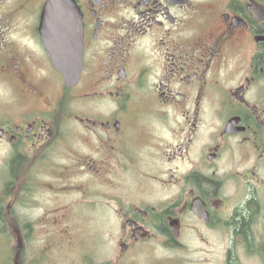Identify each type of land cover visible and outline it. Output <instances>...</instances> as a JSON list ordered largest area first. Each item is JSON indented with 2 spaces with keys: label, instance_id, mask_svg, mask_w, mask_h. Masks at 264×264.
I'll return each instance as SVG.
<instances>
[{
  "label": "flooded vegetation",
  "instance_id": "flooded-vegetation-1",
  "mask_svg": "<svg viewBox=\"0 0 264 264\" xmlns=\"http://www.w3.org/2000/svg\"><path fill=\"white\" fill-rule=\"evenodd\" d=\"M39 184L58 235L115 222L106 264H264V0H0V264Z\"/></svg>",
  "mask_w": 264,
  "mask_h": 264
},
{
  "label": "rangeland",
  "instance_id": "rangeland-1",
  "mask_svg": "<svg viewBox=\"0 0 264 264\" xmlns=\"http://www.w3.org/2000/svg\"><path fill=\"white\" fill-rule=\"evenodd\" d=\"M43 176L44 173L41 178L46 183H55V179L44 178ZM75 181L76 178L75 180L71 178V183ZM33 189L39 190L34 192L33 195L29 194V218L45 217L47 207L51 208V193L43 190L46 187L40 184ZM65 197L67 198V196ZM68 198L70 197L68 196ZM71 198H73V195ZM87 209L88 205L80 202L71 206L73 213L85 212ZM95 213L96 211H91V216L86 215L80 218L79 215L78 220L77 218L75 221L67 220L65 226H62L65 236L58 235L56 227L46 224L44 220L31 219L29 221V264H35V261L36 264H83L84 259L86 260L84 257H89L88 259L95 261L94 264L110 263L109 261L114 258L118 242L115 239L111 241L109 236L106 237L105 235L110 232L109 227H115V222L110 221L108 224L96 222L94 220ZM65 214L67 218L72 216L68 212ZM86 219L88 222L83 221ZM95 244L97 249L92 252V247ZM51 248L54 249L51 250ZM175 255L169 250L157 248L155 252H150V256L142 254L134 259L131 264H170L168 261L172 260L187 264L182 258H178Z\"/></svg>",
  "mask_w": 264,
  "mask_h": 264
},
{
  "label": "water",
  "instance_id": "water-1",
  "mask_svg": "<svg viewBox=\"0 0 264 264\" xmlns=\"http://www.w3.org/2000/svg\"><path fill=\"white\" fill-rule=\"evenodd\" d=\"M58 67V66H57ZM63 74L67 77V82L72 83L76 78H78L80 71L82 69V62L74 65H59L58 67Z\"/></svg>",
  "mask_w": 264,
  "mask_h": 264
},
{
  "label": "trees",
  "instance_id": "trees-1",
  "mask_svg": "<svg viewBox=\"0 0 264 264\" xmlns=\"http://www.w3.org/2000/svg\"><path fill=\"white\" fill-rule=\"evenodd\" d=\"M243 225V224H242ZM240 228H242V226H240Z\"/></svg>",
  "mask_w": 264,
  "mask_h": 264
}]
</instances>
